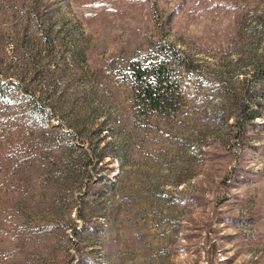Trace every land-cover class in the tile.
Instances as JSON below:
<instances>
[{
	"label": "rangeland",
	"instance_id": "obj_1",
	"mask_svg": "<svg viewBox=\"0 0 264 264\" xmlns=\"http://www.w3.org/2000/svg\"><path fill=\"white\" fill-rule=\"evenodd\" d=\"M159 43L192 60L168 115L128 84ZM0 78L93 157L76 184L37 172L1 196L0 264H264V0H0ZM242 94L254 116L238 129ZM1 116L4 155L44 148L50 166L59 142L29 147Z\"/></svg>",
	"mask_w": 264,
	"mask_h": 264
},
{
	"label": "trees",
	"instance_id": "obj_2",
	"mask_svg": "<svg viewBox=\"0 0 264 264\" xmlns=\"http://www.w3.org/2000/svg\"><path fill=\"white\" fill-rule=\"evenodd\" d=\"M36 24L42 28V22L39 24L36 20ZM43 30V38L50 44L49 33ZM155 51V53L151 52L130 62L128 84L132 90L133 100L139 108L168 115L181 105L184 94L180 73L182 70H189L192 60L167 43H159ZM25 92L26 94L21 93L15 83L3 81L0 78V108H5L8 112H6V117L0 115L1 119L6 118L14 121L12 124H17L16 129H23V132L28 135L29 147L34 148L40 145L41 140H56L59 143L52 145L49 150L52 152L55 150L57 154L52 156L50 166L40 170L43 160L41 153H44V148L28 152V154L22 153L21 149H16L17 153L11 151L10 155L5 156L3 145L8 142V139L3 138V134H0V171L4 172L0 179V198L11 193H18V196L25 197L24 191L37 172L42 173L41 182L50 184L49 186H53L55 183L63 186H68L71 183L76 184L82 180V175L88 174L87 163L93 158L85 152L83 146L74 142L69 131L61 130L59 125L51 126L50 111L42 107L34 92ZM243 97L244 94L241 95L240 101L235 102L238 110L235 124L238 129H244V121L254 116L249 103ZM231 98L238 100L237 96L233 94ZM45 127L48 128L46 132L43 131V138L34 134L36 129ZM45 145L48 148L49 143H45ZM104 156L99 153L94 155V158L97 162H102ZM101 182V177L95 182L89 178L86 183V192L89 193L90 190L96 188L97 184H101L102 187ZM11 199L12 197L7 198L9 203H5L11 204ZM78 216L82 217L80 212Z\"/></svg>",
	"mask_w": 264,
	"mask_h": 264
}]
</instances>
